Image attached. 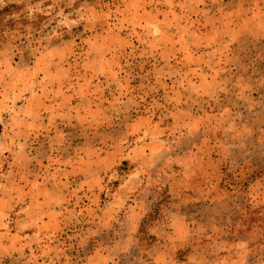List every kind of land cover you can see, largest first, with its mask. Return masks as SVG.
Instances as JSON below:
<instances>
[{
	"label": "rangeland",
	"instance_id": "rangeland-1",
	"mask_svg": "<svg viewBox=\"0 0 264 264\" xmlns=\"http://www.w3.org/2000/svg\"><path fill=\"white\" fill-rule=\"evenodd\" d=\"M252 37L264 38V0H0V264L158 263L150 232L161 231L171 197L158 182L197 163L196 149L173 140L200 125L229 154L222 163L217 147L198 148L200 164L216 156L224 185L244 189L246 211L194 264H264V138L255 171L237 174L249 164L235 146L237 115L222 120L215 107L247 104L240 83L264 95V45ZM18 115L31 135H13ZM186 116L194 123H179ZM149 183L156 193L142 189ZM121 188L128 204L113 201ZM145 196L159 206L131 220L129 200ZM164 256L183 264L172 248Z\"/></svg>",
	"mask_w": 264,
	"mask_h": 264
},
{
	"label": "crops",
	"instance_id": "crops-1",
	"mask_svg": "<svg viewBox=\"0 0 264 264\" xmlns=\"http://www.w3.org/2000/svg\"><path fill=\"white\" fill-rule=\"evenodd\" d=\"M249 43L254 45H264V38L252 37ZM225 73L230 75L233 74V71H230V69L227 68ZM261 77H264V73L261 74ZM224 83L225 85L223 86L222 90L226 91L228 83ZM262 83L264 84V80ZM238 86H240L239 89L242 92V95L238 98L242 99L241 97L244 98L247 96V104L237 103L236 110L235 106H229L227 104H223L221 108L218 107L219 104H216L217 106L215 107H217L216 109L218 111H220V109L223 110L221 113L217 111V115L220 116V119L222 120L224 119L222 116L223 113L225 116L229 112H234V114L236 113L235 115H237L236 118L238 119V125L234 133V137L236 139L235 146L236 149H240L237 153L241 156V160H247L246 162L249 163L247 166H242L239 171L237 169L236 173H253L256 169L255 158L259 154L257 151H255V145L257 144L256 141L260 142L262 141V138H264V95L255 94L254 87H252L255 86L253 83L252 85L246 86L240 83ZM182 109L183 108H180L178 110L181 111ZM216 109L213 107L211 108L212 111H216ZM38 119V116L31 118L30 122L36 121ZM191 119L196 118L194 116H186L183 121L182 118H180L179 123L182 122L188 126L194 123V121H190ZM24 121L27 122V119L21 117L20 115L12 118V122L15 124L12 132L16 137L21 138L22 133L27 131L29 132V135H31L32 131L30 130V123L28 130L27 128H22L21 125ZM201 126L202 125L198 126V129H190L188 132H182L173 140L176 141L174 148L180 152L181 150L185 151L186 149H189L191 152L192 150L196 149V152H194L196 153L194 160L197 163L193 165L182 164L178 167V169H176V172H174V170L173 172L164 171V176L160 178L161 181L158 182L160 185L159 188H168V193H171V197L165 203V205H163L165 207L162 209L163 216L161 218V222H163L164 225L161 231L157 230L158 228L156 227L150 232V234L154 237V244H152L154 245L153 248L156 247L158 254L160 253L159 255L161 256L158 263H156V260L154 261L155 264L164 263H162V261L166 260L167 257H165L164 254L168 252V249L172 248V252L176 257L177 254L180 253L181 249H184L185 246L190 248L188 249L187 255L181 260L176 257V260H178V262H183V264H194L195 261H197L196 259L198 258L200 251L205 252L209 246L213 245V242L214 244L218 243V238L222 235L224 230L227 232L230 227H240V223L244 218L246 211V193L244 189H241L240 186L238 189L231 190L224 185L222 182L223 177L221 178L223 170L213 163V159H215L216 156H213L212 152H210L211 154L208 153V155H204V162L207 165L200 164V160L203 159H200V156H198L199 153L197 154V149L199 148V150L202 151L203 148V151H205L208 146H214V149L217 147V154L220 155L218 159L219 161L222 163L229 161V154L225 151L228 148L226 147L227 149H220V144L218 142L221 139L215 135V132L207 133L208 135L213 136V140L209 139L210 137L207 134H203L201 132L202 130L205 131L204 129L201 130ZM199 133H201V135L199 137L196 136ZM248 138L252 139L254 144H252L251 148L245 149L243 148L244 144L240 142L246 141ZM185 152H188V150ZM178 155L180 157H184V154ZM16 166L20 167L15 172L18 173V176L19 173H21L22 164L18 162ZM96 169V176L99 178V174L101 172L98 168V165L96 166ZM92 172L93 181L91 183H94L95 170H92ZM67 173L70 176L66 180H74L72 179V175H74L72 170L67 169ZM74 173H76L77 177V175L82 173V171L76 170ZM140 174V172H136L128 175V178L125 180V189H119L116 192V195L118 196H115L113 201L117 200L116 203H122V205L128 204L127 200H123L120 193L124 189L126 191L125 194L128 196L129 192L133 191V184L132 186L131 184H128L129 181H131L135 176H140ZM81 177L85 176L82 175ZM81 177L78 179H80L83 183L84 180L81 179ZM15 179L16 178H14V180ZM162 179L164 180L162 181ZM254 184H256L255 181ZM156 185L157 184L149 183L145 184L144 187L141 185L140 188L142 187L143 190H150L154 194L158 189ZM130 201L131 203L127 206L131 209H134L135 207L137 208L136 212L133 214L134 216L131 217V220L133 221L143 220L148 215V213L152 211V208H157L159 206L158 200L151 198V196L142 197V200H139V205L136 202L134 203L135 200L133 199H130L129 202ZM131 237H134V235L132 234ZM136 240L137 239H135L130 245L132 246L134 244V246H136ZM170 244H172V246H170ZM1 246L3 247L4 245L1 244Z\"/></svg>",
	"mask_w": 264,
	"mask_h": 264
},
{
	"label": "trees",
	"instance_id": "trees-1",
	"mask_svg": "<svg viewBox=\"0 0 264 264\" xmlns=\"http://www.w3.org/2000/svg\"><path fill=\"white\" fill-rule=\"evenodd\" d=\"M123 164H125V162ZM123 164H122V166H123Z\"/></svg>",
	"mask_w": 264,
	"mask_h": 264
}]
</instances>
